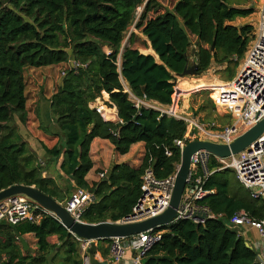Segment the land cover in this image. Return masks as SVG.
<instances>
[{
    "label": "trees",
    "instance_id": "1",
    "mask_svg": "<svg viewBox=\"0 0 264 264\" xmlns=\"http://www.w3.org/2000/svg\"><path fill=\"white\" fill-rule=\"evenodd\" d=\"M249 1L176 0L171 10L159 13L162 6L157 0H0V191L13 185L33 186L65 203L71 190H87L94 200L81 220L89 224L118 222L131 214L147 168L158 179L175 173L181 152L175 142L183 140L188 127L173 116L141 105L136 108L132 97L170 106L174 82L186 68L195 65L200 76L212 64L242 60L254 39L253 27L231 23L254 13ZM138 8L142 12L137 20ZM132 26L149 43L145 52L156 58L131 47L122 49ZM134 37L131 33L130 45ZM69 60L80 66L67 68L50 98L44 99L53 123L39 120V129L58 139L52 148H42L49 165L55 167L61 158L57 176L67 182L61 188L55 179L43 177L47 168L23 140L19 126L28 121L25 70L66 65ZM229 75L231 81L234 71ZM202 96L215 112L207 94ZM97 99L115 107L116 122L104 121L89 107ZM197 111L206 112V106ZM224 119L230 123L228 116ZM189 136L185 145L196 140V128ZM95 138L108 141L121 156L143 143L140 166L114 163L89 186L85 176L92 169L89 152ZM219 168L210 156L207 169L214 172L203 188L213 193L199 202L214 217L204 225L178 221L157 229L161 239L141 264H258L256 252L226 222L239 210L254 220L264 219V200L251 198L233 170ZM36 213L37 223L0 222V264H83L80 242L50 214ZM26 236L32 241L24 250L18 238ZM50 237L57 242L50 243ZM108 242H96L100 264L108 260L109 249L102 246Z\"/></svg>",
    "mask_w": 264,
    "mask_h": 264
},
{
    "label": "built area",
    "instance_id": "2",
    "mask_svg": "<svg viewBox=\"0 0 264 264\" xmlns=\"http://www.w3.org/2000/svg\"><path fill=\"white\" fill-rule=\"evenodd\" d=\"M261 4L262 6L258 10L256 33L250 48L245 53L240 70L231 81L211 86L214 84L213 81L206 87L214 93L212 98L214 105L229 117L230 123L223 126L222 129L216 130L209 125H199L197 122L181 119L188 124V127L190 126V129L183 140L175 142L180 150L185 146V139L190 137L189 133L192 127L197 130L196 140L229 145L264 118V0L261 1ZM234 60L236 59L234 58ZM79 66V63L69 60L66 69H76ZM64 75L65 70L61 73L62 77ZM132 98L136 108L141 105L161 114L173 117L176 114L173 110L163 111L164 106L155 102ZM94 102L89 107L100 114L104 121H113L106 119L101 109L102 107L107 109L115 107L106 106L103 102L101 105H94ZM113 110L115 111V109ZM166 155L169 156L170 153L166 152ZM210 156L212 155L200 151L192 157L186 186L180 205L176 210V218L171 224L178 221H191L197 225H204L206 220L214 217L207 206L199 203L203 198L213 193V191L203 188L205 180L214 172L207 169ZM214 158L221 165L218 170L231 169L234 171L237 181L250 193L251 198L264 200V133L237 155L225 159ZM176 171L167 178L158 179L152 169L147 168L141 176L140 197L137 203L131 214L118 223L139 222L162 214L169 207ZM104 174L101 173L99 178L102 179ZM92 201L91 192L75 188L68 200L60 204L74 220L83 222L81 216ZM36 211L46 213L26 197L12 196L0 202V222L4 220L10 225L27 221L37 223L40 220V215ZM226 226L236 230L241 237L240 228L254 229L264 243V219L254 220L244 210L235 212L227 220ZM156 230L152 229L124 239H110L108 264H141L145 255L161 239L162 231ZM76 240L80 242L83 264H90L87 256L90 242L78 238ZM262 251L264 253V248ZM256 254L258 264H264V255L261 256V252H256Z\"/></svg>",
    "mask_w": 264,
    "mask_h": 264
},
{
    "label": "water",
    "instance_id": "3",
    "mask_svg": "<svg viewBox=\"0 0 264 264\" xmlns=\"http://www.w3.org/2000/svg\"><path fill=\"white\" fill-rule=\"evenodd\" d=\"M213 51V46L211 47ZM120 66V65H119ZM196 66L186 68L179 76H196ZM175 83V82H174ZM264 133V118L253 127L238 136L229 145L218 144L204 140H193L186 144L180 152V164L175 174L174 186L171 193L169 207L160 215L139 222L118 223L105 221L96 224L78 222L74 220L65 208L51 197L43 194L33 186L13 185L0 191V202L12 196H24L40 206L47 214L53 216L65 229L75 238L90 242L87 256L90 264H100L96 259V242L110 240L113 238L124 239L152 229H159L170 225L176 218V210L180 205L182 194L186 186L192 157L205 151L210 155L225 159L245 150L257 138ZM94 200V198H93ZM204 217V216H203ZM18 241L24 250L28 249L27 243L22 237Z\"/></svg>",
    "mask_w": 264,
    "mask_h": 264
},
{
    "label": "rangeland",
    "instance_id": "4",
    "mask_svg": "<svg viewBox=\"0 0 264 264\" xmlns=\"http://www.w3.org/2000/svg\"><path fill=\"white\" fill-rule=\"evenodd\" d=\"M157 1L162 6V9L159 11V13H161L163 10H171L174 3L176 2V0H157ZM261 1L262 0H258V1L250 0L247 3V6L248 7L251 6L254 10V13L247 18L236 19L234 22L231 23V25H234L236 27H240L243 25L252 26L253 27L252 35L254 38V34L256 33L257 22H258V10L262 6ZM141 12H142V8H138L137 9V20ZM153 16L154 14H149V17H153ZM131 33H134L135 37L133 39L132 44L130 45L128 43V39ZM250 45L251 44H249L248 49ZM124 47H131L133 49H137L139 52H145L147 50L146 43H145V37L141 35L139 30H135L134 26H132L129 28L128 33L125 37V40L122 43V49ZM242 61L243 59L239 60L238 62L233 61V63L231 64H224L222 66H217L216 64H212L211 68L200 76H187L183 78L177 77L175 80L176 86L174 88V94L172 95V104L170 106H164L162 110L170 112V110L172 111L173 109H176L175 110L176 114L174 117L177 119H180V120L186 119L189 121H194V122H197L199 125H209L211 127H214L216 130L218 129L220 130V128L222 129V127L227 125L229 122L226 121L227 118L224 119L226 115L214 105L213 100H212L214 93L209 91L206 87L198 91H194V89L196 87V83L199 80L203 81V83H205L206 86H208V84L213 81L226 82L230 80L231 77L229 74L232 71H234V75L236 76L237 72L240 70ZM119 65H120V58L118 57L117 66L119 67ZM235 65H238L237 68ZM64 70H67L65 64L41 67V68H27L25 70V83H26L25 96L27 98L26 108L28 112L32 111V106L30 104L31 101H33L34 99L37 100V98L40 95H44L47 98V96H49L51 93L54 92L56 85L62 78L61 73ZM182 89H185V90H182ZM203 93L207 94V97L209 98V100H211L214 106L215 112H212L209 105L206 104V101L203 99V96H202ZM102 102H103L102 99L101 100L97 99L96 102H94V105L95 104L101 105ZM201 105L206 106V109H207L206 112L197 111ZM108 109H106L105 107H102L101 109L103 111L105 118L107 116L105 111ZM207 113L210 114L209 118H206ZM116 121L117 120H114V122ZM44 123L47 124V121H45ZM189 129H190V126L187 127V131ZM135 159H136L135 163H137V161L141 159V157L138 154H136ZM42 161L43 163H41V165L43 166V168H47L48 166L46 164V161L44 159ZM57 178L59 177L57 176ZM57 178L55 179L57 184L61 188H64L63 185L65 181H61L60 179L58 180ZM73 191L74 190H71V192ZM241 229L242 228H240V230ZM246 238H249V235H247ZM102 246L104 248H107L109 246V242L104 243ZM34 247H35V244H32V248Z\"/></svg>",
    "mask_w": 264,
    "mask_h": 264
},
{
    "label": "crops",
    "instance_id": "5",
    "mask_svg": "<svg viewBox=\"0 0 264 264\" xmlns=\"http://www.w3.org/2000/svg\"><path fill=\"white\" fill-rule=\"evenodd\" d=\"M147 45L149 46V43L146 41ZM251 44V43H250ZM250 48V47H249ZM150 49V47H149ZM144 55H152L149 52H140ZM153 56V55H152ZM204 87H207L203 81L199 80L196 83V87L194 91H198ZM185 90V89H182ZM190 90V89H188ZM185 92V91H184ZM52 93L47 96V98L44 95H40L37 100L31 101L32 111L28 112V121L24 126H19V133L21 134L23 140L28 144V146L31 148L32 151L37 154L38 162L41 164L43 163V159L46 161L47 166H49V161L47 156L44 153L43 146L50 149L57 143V138L48 136L42 132L41 129H39V120L41 122L48 121L50 123H53V118L50 114V112L47 110L49 103L47 104V101L44 99H49ZM106 98H105V96ZM104 99L108 101V95L104 94ZM96 102V100H95ZM98 102V101H97ZM36 104V106H35ZM107 109V108H106ZM115 109V108H113ZM113 109L106 110V118L109 120H117V115ZM176 109H173L175 112ZM37 112L39 113V117H37ZM95 152V153H94ZM136 154H138L141 159L144 154V144L138 143L133 146H131L130 151L126 155H118L114 152L113 146L106 140H101L99 138H95L91 145H90V158L92 161V169L88 172V174L85 176V180L88 183L89 186H92L94 183L98 182L100 180L99 175L101 173H106V170L108 167L114 163L116 164H127L128 166L132 168H138L141 163V159H139L136 162ZM61 158L58 160V164L54 167V165H50L47 167V171L43 173V177L49 176L52 179L57 178L58 174V166L60 163ZM56 177V178H55ZM61 181H65L63 187L67 184L66 178H57ZM65 179V180H64ZM57 180V181H58ZM71 186H73V182L71 181ZM243 229V230H242ZM240 230V233L245 240V242L251 246V248L257 252H261V256L264 255L262 249L264 248V243L261 238H259L257 231L250 228H242ZM249 235V238H246V236ZM26 243L31 242L29 236L22 237ZM48 241L52 244L56 243V237H50ZM261 250V251H260ZM96 259L102 262V260L97 257ZM108 261V260H107ZM106 264H108V262Z\"/></svg>",
    "mask_w": 264,
    "mask_h": 264
},
{
    "label": "bare ground",
    "instance_id": "6",
    "mask_svg": "<svg viewBox=\"0 0 264 264\" xmlns=\"http://www.w3.org/2000/svg\"><path fill=\"white\" fill-rule=\"evenodd\" d=\"M152 55L156 58V56H155V54L152 52ZM217 83H221V82H219V81H214V84L213 85H211V86H215V85H217Z\"/></svg>",
    "mask_w": 264,
    "mask_h": 264
}]
</instances>
